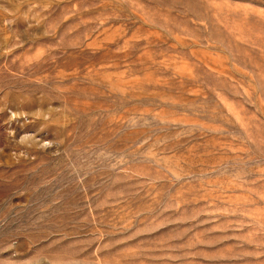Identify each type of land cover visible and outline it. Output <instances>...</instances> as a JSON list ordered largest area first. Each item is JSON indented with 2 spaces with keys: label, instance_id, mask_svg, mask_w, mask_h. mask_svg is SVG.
Wrapping results in <instances>:
<instances>
[{
  "label": "rangeland",
  "instance_id": "1",
  "mask_svg": "<svg viewBox=\"0 0 264 264\" xmlns=\"http://www.w3.org/2000/svg\"><path fill=\"white\" fill-rule=\"evenodd\" d=\"M0 264H264V0H0Z\"/></svg>",
  "mask_w": 264,
  "mask_h": 264
}]
</instances>
